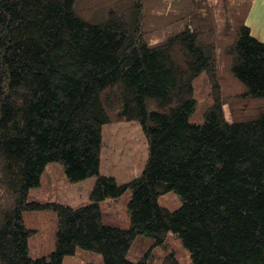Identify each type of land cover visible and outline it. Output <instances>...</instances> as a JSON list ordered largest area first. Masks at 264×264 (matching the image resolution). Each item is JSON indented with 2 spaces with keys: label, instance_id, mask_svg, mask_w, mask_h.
Listing matches in <instances>:
<instances>
[{
  "label": "trees",
  "instance_id": "1",
  "mask_svg": "<svg viewBox=\"0 0 264 264\" xmlns=\"http://www.w3.org/2000/svg\"><path fill=\"white\" fill-rule=\"evenodd\" d=\"M253 2L0 0V264H62L81 250L94 253L87 264H182L170 234L187 264H264ZM130 120L148 156L120 184L100 173L102 129ZM54 168L68 182L96 177L90 203L34 199ZM168 192L177 209L158 202ZM124 197L128 225L106 223L102 204ZM42 209L57 214L55 249L34 258L23 215Z\"/></svg>",
  "mask_w": 264,
  "mask_h": 264
},
{
  "label": "rangeland",
  "instance_id": "2",
  "mask_svg": "<svg viewBox=\"0 0 264 264\" xmlns=\"http://www.w3.org/2000/svg\"><path fill=\"white\" fill-rule=\"evenodd\" d=\"M226 111L228 112L227 108ZM102 137L100 173L111 175L120 184L129 182L141 174L148 156V143L139 121L130 120L104 125ZM95 179L96 177L92 176L82 181L68 182L62 177L61 170L54 168L44 176L43 186L34 199L42 202L54 201L73 207L84 206L91 201L90 194ZM158 202L170 209H177L181 205L179 197L174 192L161 195ZM102 206L108 207L104 212L106 223L124 227L128 225L129 216L125 197L116 205L103 203ZM23 219L25 225L32 230L28 239L30 255L37 258L51 253L55 249L56 212L51 209L26 211ZM171 236L173 240L170 241L168 248L171 249L173 243L178 249L176 254L180 262L189 263V252L182 246L180 240L170 234ZM159 255H156L155 262L160 258ZM93 256L94 253L81 250L76 255L65 256L62 264H87Z\"/></svg>",
  "mask_w": 264,
  "mask_h": 264
},
{
  "label": "crops",
  "instance_id": "3",
  "mask_svg": "<svg viewBox=\"0 0 264 264\" xmlns=\"http://www.w3.org/2000/svg\"><path fill=\"white\" fill-rule=\"evenodd\" d=\"M252 34L264 42V0H254L247 18Z\"/></svg>",
  "mask_w": 264,
  "mask_h": 264
}]
</instances>
